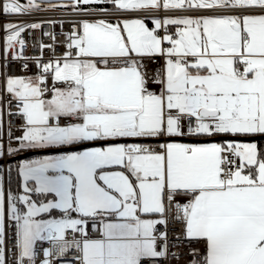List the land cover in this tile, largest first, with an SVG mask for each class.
Returning a JSON list of instances; mask_svg holds the SVG:
<instances>
[{
    "label": "snow or ice",
    "instance_id": "obj_1",
    "mask_svg": "<svg viewBox=\"0 0 264 264\" xmlns=\"http://www.w3.org/2000/svg\"><path fill=\"white\" fill-rule=\"evenodd\" d=\"M47 7L80 19L35 57L42 23L0 24V264L9 228L12 264H264V0Z\"/></svg>",
    "mask_w": 264,
    "mask_h": 264
},
{
    "label": "built area",
    "instance_id": "obj_2",
    "mask_svg": "<svg viewBox=\"0 0 264 264\" xmlns=\"http://www.w3.org/2000/svg\"><path fill=\"white\" fill-rule=\"evenodd\" d=\"M80 17L76 16L75 14H72V11L70 8H41L38 11L32 12L30 14L27 15H17V14H8V15H4V14H0V24H4L7 22H14V23H34V22H38V23H42V29L41 30H36L34 33L29 30L28 32H26L24 35L25 39L28 41V43L26 44L25 50H24V54L25 56H37L39 55V52L36 48H33L32 45L33 44H38L39 40L41 39V31L43 32H52L55 31L56 35H57V39L60 40L62 39V34L69 32L72 30V24L73 22L79 20ZM56 21L55 25L47 23L46 21ZM4 35V33L2 31H0V37H2ZM33 35H35L36 40H33L32 37ZM43 41L45 43H50L51 41L49 40L48 37H43ZM0 72H5L7 74H11V75H23L25 74L23 70H19V62L16 61H11L10 66H5L8 64V62L11 60V57L8 56L7 58L4 57L3 52H4V41L2 38H0ZM19 49L17 48V51ZM64 50V46L62 45H58L57 46V51L58 52H62ZM27 75H34V72H28L26 73ZM3 86V78L0 77V88H2ZM0 95H3L5 97L4 100V107L5 109L7 108V104H6V100H7V96L6 94L0 92ZM8 122V117L5 116V125H7ZM17 121L13 118L12 119V125L13 127H15ZM90 234L95 236V233H91ZM13 243H14V233L12 231L11 228H9L8 232H7V257H8V261L9 264H12L13 259L15 258L16 252L17 250L15 248H13ZM50 247L49 243L44 241V242H40L39 244V250L37 252V262L39 264V261L41 259H43L42 256V251L44 248H48ZM173 252H177L178 249L177 247H173L172 248ZM76 257V252L75 250L70 251L67 254L66 259L64 258H53V264H67V262L69 261H73ZM187 260V255L185 256H181L179 257V264H185V261ZM170 264H177V261L175 259L170 261Z\"/></svg>",
    "mask_w": 264,
    "mask_h": 264
},
{
    "label": "trees",
    "instance_id": "obj_3",
    "mask_svg": "<svg viewBox=\"0 0 264 264\" xmlns=\"http://www.w3.org/2000/svg\"><path fill=\"white\" fill-rule=\"evenodd\" d=\"M11 188L13 191L17 190V178L15 177V175H13V177H12Z\"/></svg>",
    "mask_w": 264,
    "mask_h": 264
},
{
    "label": "crops",
    "instance_id": "obj_4",
    "mask_svg": "<svg viewBox=\"0 0 264 264\" xmlns=\"http://www.w3.org/2000/svg\"><path fill=\"white\" fill-rule=\"evenodd\" d=\"M40 1L43 4L45 3V5H47V3L49 2V0H40ZM51 2H53V3H59V0H51ZM57 8H64V7H57Z\"/></svg>",
    "mask_w": 264,
    "mask_h": 264
},
{
    "label": "rangeland",
    "instance_id": "obj_5",
    "mask_svg": "<svg viewBox=\"0 0 264 264\" xmlns=\"http://www.w3.org/2000/svg\"><path fill=\"white\" fill-rule=\"evenodd\" d=\"M22 2H26V0H22ZM40 2H41V1H40ZM43 5H44V6H43ZM42 8H48V7H47V5H45V3H44V4L42 3ZM7 23H8V22H7ZM0 47H1V45H0Z\"/></svg>",
    "mask_w": 264,
    "mask_h": 264
}]
</instances>
